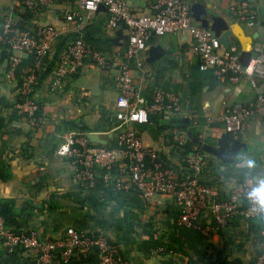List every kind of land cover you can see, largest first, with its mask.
Returning a JSON list of instances; mask_svg holds the SVG:
<instances>
[{
    "label": "crops",
    "instance_id": "0c3cea01",
    "mask_svg": "<svg viewBox=\"0 0 264 264\" xmlns=\"http://www.w3.org/2000/svg\"><path fill=\"white\" fill-rule=\"evenodd\" d=\"M136 17L148 16L157 0H123ZM204 6L212 16L240 23L246 34L264 39V0H244L257 14V25L248 27L232 15L231 9L239 0H184ZM79 15L74 22L67 17ZM11 18L16 29L33 32L40 27H53L59 37L51 54L45 60L31 98L41 107L43 126L33 129L23 119L10 120L20 101L19 89L22 73L9 76V56L0 46V216L6 225L21 232L36 231L43 241L65 235L68 228L107 236L117 247L121 264H253L263 253L262 223L235 219L216 234H211L204 262L188 252L183 256L164 248L154 250L143 245L153 239L170 244L175 238L173 226L179 209L171 196L158 195L145 199L133 190H118L115 181L122 161L110 170V180L105 182L102 170L94 172L92 187L85 186L76 177L77 167L58 151L71 132L97 134L105 144L115 143V103L119 96L118 69L101 70L93 60L73 75L62 79L59 87L53 82L62 56L70 45L82 40L93 51L112 64L126 61L128 33L119 25L108 31V15L99 8L93 15L84 14L77 0H63L31 13L20 0H0V28L6 18ZM166 54L148 62L149 50L162 38L150 37L146 49L129 65L130 75L142 98L150 99L157 91L175 94L185 112V127L179 119L152 118L149 124L138 128L143 143L154 149L162 165L171 170L177 179L190 176L185 158L198 146L189 138L215 145L226 134L221 118L228 106L234 103L253 104L264 95V78L256 85L248 77L237 82L222 81L212 72L200 70V60L192 50L193 40L188 33L168 36ZM234 46L241 48L232 36ZM252 46V45H251ZM226 47L222 45V52ZM251 49V47H250ZM19 55L25 62L29 59ZM263 117L255 115L246 119L238 140L246 146L232 165L208 156V168L201 177L202 183L225 200L237 191L247 178L254 183L264 179V124ZM191 142V143H190ZM97 145V144H96ZM101 146V145H100ZM201 147V146H200ZM245 152V153H244ZM249 157L255 167H238L241 158ZM199 222L203 227L212 224L207 207L201 212ZM186 241H184L185 244ZM186 249V247H185ZM209 259V260H208ZM210 261V262H209ZM96 252L74 254L69 260L56 255L50 264H98ZM0 264H43L36 252L15 249L9 251L0 240Z\"/></svg>",
    "mask_w": 264,
    "mask_h": 264
},
{
    "label": "built area",
    "instance_id": "2783aa9c",
    "mask_svg": "<svg viewBox=\"0 0 264 264\" xmlns=\"http://www.w3.org/2000/svg\"><path fill=\"white\" fill-rule=\"evenodd\" d=\"M20 1L27 10L36 13L63 0ZM77 1L86 15H93L99 8L105 9L108 15V31L123 25L128 33L126 61L122 64L110 63L82 40L70 45L61 58L53 82L54 88L61 85L64 77L77 74L89 59L101 70L116 66L118 69L119 96L115 103L114 145H96L86 134L71 132L59 148V155L70 158L77 167V179L85 186L92 187L94 172L99 168L107 183L112 166L122 161L119 173L123 177L115 181V188L136 191L148 200L158 195L171 196L179 209L175 222L178 229L194 230L209 238L235 219L244 222L261 219V236L264 240V211L259 210L247 198L249 191L255 186L251 179L247 178L237 191L219 201L218 192L204 185L201 180L209 163L202 147L196 146L187 154L185 163L190 176L180 180L162 165L158 153L143 143L138 131L140 126L149 124L153 117L181 120L185 117V112L180 99L169 92L157 91L148 100L142 98L130 75L128 65L146 49L150 37L163 38L188 33L193 40L192 50L200 60L202 72L210 71L222 81L237 82L242 77H248L256 85L258 80L264 78V39L257 40L251 46L253 57L250 64L245 66L240 61L241 48L233 45L221 52L220 39L210 29L195 22L191 16L190 5L184 0H157L152 6V13L141 17L133 15L123 0ZM238 3L239 5L232 7V15L248 27H255L257 14L253 6L244 0H239ZM78 18L79 15L72 14L67 17V21L74 22ZM58 37V31L50 26L21 33L10 17L5 19L0 28V46L12 53L9 56V76H13L24 66L21 57L14 53L32 58L33 64L25 69L21 79L20 101L16 111L33 129L43 126L44 120L42 116L38 117L41 107L31 95L42 66L51 54ZM255 115L264 117V95H260L257 101L250 105L234 103L228 106L221 121L226 133L233 139H238L246 119ZM207 207L212 224L203 227L199 217ZM0 240L11 252L21 249L38 253L43 264L52 263L56 255L69 260L76 253L87 255L91 251L97 253L98 264H121L118 247L107 236L87 233L76 228H68L65 235L59 239L43 241L36 231L21 232L9 228L0 216ZM253 264H264V249Z\"/></svg>",
    "mask_w": 264,
    "mask_h": 264
},
{
    "label": "water",
    "instance_id": "95a60500",
    "mask_svg": "<svg viewBox=\"0 0 264 264\" xmlns=\"http://www.w3.org/2000/svg\"><path fill=\"white\" fill-rule=\"evenodd\" d=\"M190 12L195 22L200 23L202 27L214 32L226 48L233 46L232 36H234L241 45L240 61L245 66L250 64L253 57V52L250 47L254 44L257 38L256 36L246 34L240 23H231L225 18L210 15L204 6L199 4L192 2ZM260 26L264 28V21L260 22ZM168 38V36L163 37L158 45L150 48L148 62H154L166 54L165 46ZM87 136L93 144L101 146L105 144L104 140L97 134L90 133ZM189 138L194 144L201 146L204 153L228 165L234 163L240 151H246V146L238 140H233L228 133L224 134L215 145L196 140L192 134H189Z\"/></svg>",
    "mask_w": 264,
    "mask_h": 264
},
{
    "label": "trees",
    "instance_id": "16d2710c",
    "mask_svg": "<svg viewBox=\"0 0 264 264\" xmlns=\"http://www.w3.org/2000/svg\"><path fill=\"white\" fill-rule=\"evenodd\" d=\"M29 59L25 62L26 65H24L21 70L18 71L17 74H24L25 69L30 66L32 63V58L28 57ZM41 116V113L38 114V117ZM21 116L18 114L17 111L14 112V115L12 116L9 123L12 122V120L15 118L19 119ZM22 118V117H21ZM156 118V117H153ZM0 120V132H2V127L8 126L7 124L1 125ZM180 126L185 127L186 124L184 123V120L178 121ZM191 143V142H190ZM5 171V167L2 168L0 171V178L5 179L6 177L3 176V173ZM7 179V178H6ZM177 219V218H176ZM258 221H261L262 228H263V221L259 219ZM176 222V220H175ZM230 223V222H229ZM228 223V224H229ZM173 233L175 235V238L170 242V244H163L161 240L154 241L153 239H150V241L146 242L143 246V250H148L149 247L153 248L154 250H157L159 248H164L165 251H173L177 254H181L183 256H189L188 252H192L194 256H196L198 259H201L203 262L205 258H207L208 251L210 250V245L207 244V238H205L203 235H201L199 232L194 230H180L176 227L174 224L173 226ZM184 241L185 244H184ZM186 247V249H185ZM209 260V259H208ZM210 262V261H209Z\"/></svg>",
    "mask_w": 264,
    "mask_h": 264
},
{
    "label": "clouds",
    "instance_id": "9594fccd",
    "mask_svg": "<svg viewBox=\"0 0 264 264\" xmlns=\"http://www.w3.org/2000/svg\"><path fill=\"white\" fill-rule=\"evenodd\" d=\"M238 167L251 169L255 167V161L249 157L241 158ZM254 187L248 193V200L254 204L259 210L264 211V179L254 181Z\"/></svg>",
    "mask_w": 264,
    "mask_h": 264
}]
</instances>
